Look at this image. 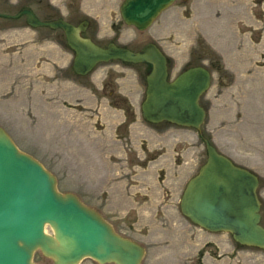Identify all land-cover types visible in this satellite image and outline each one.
<instances>
[{
	"label": "rangeland",
	"instance_id": "1",
	"mask_svg": "<svg viewBox=\"0 0 264 264\" xmlns=\"http://www.w3.org/2000/svg\"><path fill=\"white\" fill-rule=\"evenodd\" d=\"M121 1L0 0V126L55 175L60 192L75 194L141 244L142 264H198V249L204 264H264L263 249L201 229L179 208L206 160L202 134L258 176L264 223V0H175L144 31L122 22ZM23 7L41 20L87 19L84 34L100 46L138 50L154 42L170 79L206 67L201 130L143 120L144 63L109 61L75 74L63 32L31 27L18 14ZM33 262L52 264L40 251Z\"/></svg>",
	"mask_w": 264,
	"mask_h": 264
},
{
	"label": "water",
	"instance_id": "2",
	"mask_svg": "<svg viewBox=\"0 0 264 264\" xmlns=\"http://www.w3.org/2000/svg\"><path fill=\"white\" fill-rule=\"evenodd\" d=\"M174 1L123 0L119 14L126 25L143 31ZM18 14L31 27L62 30L74 53L72 69L79 76L114 60L149 64L143 119L201 130L206 110L199 99L211 81L204 66L189 67L169 79L167 57L154 42L136 51L114 42L100 46L83 36L86 20L76 25L62 18L40 20L28 7ZM200 135L206 160L186 183L181 213L200 228L229 233L241 246L264 250L257 175L234 164ZM36 251L53 264H78L86 257L101 264H140L144 255L140 244L117 234L75 194L60 192L55 175L21 151L0 126V264H37L33 262Z\"/></svg>",
	"mask_w": 264,
	"mask_h": 264
},
{
	"label": "flooded vegetation",
	"instance_id": "3",
	"mask_svg": "<svg viewBox=\"0 0 264 264\" xmlns=\"http://www.w3.org/2000/svg\"><path fill=\"white\" fill-rule=\"evenodd\" d=\"M119 7V6H118ZM24 8V7H23ZM29 8V7H28ZM31 9V8H30ZM21 10V9H20ZM32 10V9H31ZM33 11V10H32ZM34 12V11H33ZM35 13V12H34ZM69 15L71 14L70 13V10H69ZM37 16V15H36ZM25 17V16H24ZM38 17V16H37ZM58 18H62L63 19V16L61 15V17H58ZM40 19V18H39ZM65 20V19H64ZM83 20H86V21H88L87 19H81L79 22H76V24H78V23H80L81 21H83ZM75 24V25H76ZM88 25H89V22H88ZM60 30V29H59ZM62 31V30H61ZM64 34V33H63ZM146 65V64H145ZM148 66V65H147ZM142 116V115H141ZM143 118V117H142ZM144 120V119H143ZM145 121V120H144ZM138 167V166H137ZM116 232V231H115ZM117 234H119L118 232H116ZM119 235H121V234H119ZM121 236H123V235H121ZM123 237H125V236H123ZM125 238H128V237H125ZM128 239H130V238H128ZM130 240H132V239H130ZM132 241H134V240H132ZM141 245V244H140ZM142 246V245H141ZM143 247V246H142ZM144 248V247H143ZM145 254H146V249L144 248V256H143V258H142V260H141V263L140 264H142V261H143V259L145 258ZM210 255V254H209ZM201 258H200V257ZM195 257L196 258H198L200 261H199V263L198 264H204L203 263V261H202V259H203V253H202V250H197L196 252H195ZM78 264H101V263H99V262H97V261H95L94 259H92V258H85V259H83L81 262H79ZM105 264H113V263H105Z\"/></svg>",
	"mask_w": 264,
	"mask_h": 264
}]
</instances>
